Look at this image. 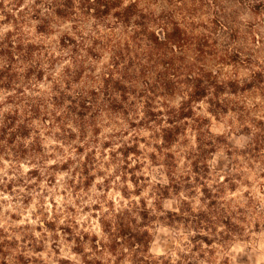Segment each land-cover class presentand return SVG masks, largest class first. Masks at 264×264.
I'll return each instance as SVG.
<instances>
[{
	"label": "rangeland",
	"instance_id": "1",
	"mask_svg": "<svg viewBox=\"0 0 264 264\" xmlns=\"http://www.w3.org/2000/svg\"><path fill=\"white\" fill-rule=\"evenodd\" d=\"M16 1L0 0V37L17 28L25 39L43 46L34 56L42 76L24 79L19 86L24 98H44L48 106L47 113L33 119L29 134L21 139L27 146L37 143L33 155L18 160L9 149L0 152V264H79L77 258L84 259L81 253L85 244L96 253L85 264H116L117 257L96 248L100 236L87 231L95 221L103 233L101 220L106 218L100 213L104 201L114 214L119 212L118 201L145 204L155 218L145 228L152 235L149 254L172 259L188 254L194 232L168 225L166 217L167 211L177 210L182 199L194 210L201 206L200 185L193 183L187 159L195 148V124L204 148L212 149L204 160L208 171L202 181L212 191L223 183L219 200L230 201L233 210L243 209L244 221L239 236L225 246L214 245L212 254L205 252L194 259L198 264H264V148L255 155L244 151L254 135L264 134V32L254 23L244 25L235 20V0H213L216 8L211 19L202 10L207 0H167L180 5L179 9H165L157 16L160 21L172 19L186 30L189 45L175 53L171 69L156 57L143 62L148 71L136 84L139 90L146 89L145 82L156 83L159 88V76L166 71L177 87L170 96L158 89L155 112L164 113L165 105L178 107L193 85L211 89L208 96L191 103L192 113L178 142L160 151L156 146L162 142L163 115L159 121L147 117L145 98L134 93L125 100L116 96L117 103L127 107L126 113L110 109L104 94L102 77L111 63V49H117L119 40L131 32L130 22L125 29L116 15L125 0H107L109 8L98 15L93 9H84L82 0H73L72 14L65 18L53 14V0H21L19 12ZM155 2L129 0L127 5L136 3L149 15L152 12L142 11V5ZM31 6L37 8L39 17H50L49 29L39 31L41 23L34 18ZM259 8L254 4L251 10L258 12ZM63 34L75 39L80 46L75 55L85 59L81 79L69 83L66 69L76 68L70 59L73 54L58 46ZM92 39L98 43L93 44ZM85 47H93L91 54ZM54 82L67 97L60 105L51 104ZM12 93L0 88V116L9 107L6 97ZM78 95L85 108L78 107L79 114L70 113L69 99ZM167 155L174 158L175 179L182 187L163 194L169 182L164 165ZM186 175L188 182L183 179ZM229 181L234 183V190L229 188ZM97 193L101 203H84L96 199ZM153 209L162 215L153 214ZM80 216L85 219L79 220ZM162 241H167L166 252ZM245 245L242 252L235 251ZM121 264L130 261L124 258Z\"/></svg>",
	"mask_w": 264,
	"mask_h": 264
},
{
	"label": "trees",
	"instance_id": "2",
	"mask_svg": "<svg viewBox=\"0 0 264 264\" xmlns=\"http://www.w3.org/2000/svg\"><path fill=\"white\" fill-rule=\"evenodd\" d=\"M52 2V12L56 17L71 16L73 0H53ZM22 5L21 0L15 2L18 12L23 8ZM82 5L84 9H93L97 15L102 13L105 8H109L107 0H94L93 3H89V0H82ZM31 7L34 18L41 23L38 27L39 31L43 32L49 29L50 17H39L37 8ZM116 15L125 29H127V23L131 21L133 16H139V19L134 22L136 30L131 31L130 34L126 33V37L121 38L117 43V49H111V63L107 66V71L102 77L105 85L106 102L110 109L119 108L122 113H126L128 109L123 102L118 101L117 103V95L124 100L130 93L145 98L143 102L147 117L159 121L160 115H163L165 123L160 128L161 145H157L156 148L159 151L162 148H169L178 142L186 125H188L185 120L191 116V103L208 96L211 89L202 85H193L187 89V98L182 100L178 107L165 105L164 113L157 114L154 110V99L158 89L164 95L170 96L175 93L177 87L172 84L168 77L170 74L166 71L165 74L162 73V76H159L161 83L159 88L156 83L145 82L146 89L139 90L136 84L146 76L148 71V67L143 62L149 58L153 61L156 57L166 64L167 70L173 68L172 58L175 53L188 48V33L178 23L171 21L172 19L167 18L165 21H160L157 16L151 13L149 15L142 13L137 8L136 3L121 6ZM152 25L159 26L163 32V39L151 27ZM92 43L97 44L98 41L92 39ZM58 46L68 48V51L73 54L70 59L76 69L73 71L69 68L66 69L67 83L71 82L72 79H81L85 69V59H78L75 55L80 46L76 44L75 39L70 34L61 35L58 39ZM42 47L40 44L25 39L19 34L17 28L13 31H7L0 37V88L14 92L7 95L6 104L9 107L0 116V152L9 149L18 160L25 158L28 154L33 155L34 151L37 150L35 141L27 146L21 143V139L29 134L31 121L40 117L41 114L47 113V100L37 96L24 98L23 91L19 86L24 79H29L31 76L39 79L42 76V71L38 67L39 63L34 58L36 52L41 51ZM84 49L87 54H91L93 47H85ZM33 61L34 63H31ZM127 61L128 65H126ZM23 66V72H21L20 67ZM134 66L136 68L140 66V69H136ZM59 86L57 82L52 85L55 95L51 96L50 99L53 105H60L67 98L65 92L59 90ZM215 93L218 94V91ZM69 101L71 103L69 106L70 113L79 114L76 111L77 108H85L83 98L79 95L76 99H69ZM193 126H195L193 128L196 133V143L195 148L189 151L187 159L189 173L193 175L191 179L194 180L193 183L200 185L201 206L194 210L189 202L182 199L177 210L167 211L166 217L168 225H180L194 232V235L189 238L192 244L189 253L178 254L177 259L168 256L156 257L148 253L152 235L145 228L155 218L149 214L145 204L139 202L142 206L136 205L133 209L141 220L139 223L130 217L127 209L115 214L114 232L111 231L113 228L112 220H101L103 233H107L111 240L110 243L106 244L102 242L101 248L117 257L116 264H121L124 258H128L130 264H198L194 259L196 256L203 257L205 252L212 254L215 249L214 245L225 246L242 233L240 223L244 221V210L240 207L233 210L230 201L219 200L222 189L225 187L223 183L217 184L216 189L212 191L202 181L208 171V165L204 160L212 149L204 148L206 144L201 138V133L196 124ZM261 148H264V134H256L248 143L247 150L244 151L255 155ZM164 165L169 182L164 187L163 194H168L169 191H178L182 187V182L175 179V165L172 155H167V161ZM28 173L31 175L32 171ZM183 179L186 182L190 181V177L188 178L187 175ZM191 186L187 185L188 188ZM228 186L234 190V183L231 181H229ZM218 264L229 263L222 261Z\"/></svg>",
	"mask_w": 264,
	"mask_h": 264
},
{
	"label": "clouds",
	"instance_id": "3",
	"mask_svg": "<svg viewBox=\"0 0 264 264\" xmlns=\"http://www.w3.org/2000/svg\"><path fill=\"white\" fill-rule=\"evenodd\" d=\"M94 0H89V3H93ZM129 2V0H125V4L124 6H127V3ZM224 0H221V3H223ZM260 5L259 11L258 12H253L251 10L252 5ZM180 5L177 4H169L167 2V0H156L155 3H145L144 5H142V11L144 12H149L151 11L153 15L158 16L159 13L162 10L165 9H179ZM216 5L213 3V0H207V2L204 4L203 6V12L204 15L208 18L211 19L213 12L215 11ZM232 9H235V20L237 22H240L244 25H247L249 23H254L257 27L258 30H260L261 32H264V0H235V3L232 5ZM182 14V13H181ZM139 19V16H133L131 18L130 21V31H135L136 30V24L133 23V21H136ZM120 29H117V31H119ZM155 31L160 35V38L163 39V32L161 31V29L159 27L155 28ZM133 163H135V161H133ZM131 165H129L130 167ZM115 167V166H114ZM109 173H106V176ZM225 175H227V173H225ZM114 184H117L116 181H113ZM118 187H123L122 184H117ZM127 187L130 189L132 188V184L129 183L127 185ZM130 195V193H129ZM84 203H87L88 205L91 204H95V203H101V194L97 193L96 194V199H92L90 198L89 200L85 201ZM107 204L106 201H104L101 206H102V211L100 213V217L106 218V219H110L112 220L113 223V228L111 229V231H115V221H114V216L115 214L113 212H111L109 210V207H106L105 205ZM136 207L135 202L132 200L129 201H123V202H119L117 203V210L118 211H123L124 209H127L129 211L130 217L132 219H134L137 223H139V216L136 215V212L133 211V209ZM168 205H165V208H167ZM153 214H157V215H162L161 213H155V209L152 210ZM107 214V215H106ZM88 215V214H86ZM85 216H80L79 220H84ZM63 222V221H62ZM222 227V226H221ZM87 231L89 232H95L100 236V241L97 242L96 248H101L102 243H110L111 240L108 236L107 233H102L100 226L95 224V221H93V226L90 227L89 229H87ZM74 232L79 235L80 234V230L78 229H74ZM166 244L167 241H162V245H164L165 247V252L167 251L166 249ZM74 246V244L72 245ZM243 247H238L235 249L236 252H242L243 251ZM156 246H153V251H156ZM126 251V250H125ZM87 253L88 255L85 256L84 254ZM96 255L93 247L90 244H85L84 246V252L81 253V257H84V259H78L79 264H85L86 260L92 259L94 256ZM113 260L115 259V257L112 258ZM55 264V262H54ZM201 264H203V262H201Z\"/></svg>",
	"mask_w": 264,
	"mask_h": 264
}]
</instances>
